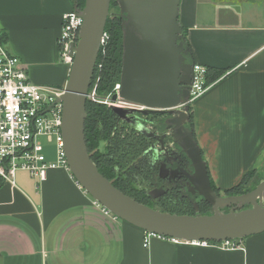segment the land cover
<instances>
[{"label":"crops","instance_id":"0c3cea01","mask_svg":"<svg viewBox=\"0 0 264 264\" xmlns=\"http://www.w3.org/2000/svg\"><path fill=\"white\" fill-rule=\"evenodd\" d=\"M188 58L205 67L203 95L189 105L192 129L214 186L228 189L264 163V0H179ZM74 0H0V40L30 82L62 91L68 67L57 40ZM54 161V142L47 141ZM49 143H51L49 145ZM39 182L0 178V264H264V233L219 250L152 238L105 216L66 168Z\"/></svg>","mask_w":264,"mask_h":264},{"label":"water","instance_id":"95a60500","mask_svg":"<svg viewBox=\"0 0 264 264\" xmlns=\"http://www.w3.org/2000/svg\"><path fill=\"white\" fill-rule=\"evenodd\" d=\"M111 1L117 3L124 22L119 91L110 97V102L115 104L120 99L142 108L111 106V111L122 120L134 112H165L170 116L166 126L175 130L171 137L191 162L189 185L210 204L208 215L163 213L135 202L104 178L90 160L83 133L85 103ZM83 4L82 9H74L83 18V24L78 42L71 49L73 64L62 96L54 102L62 105V148L76 183L119 220L164 238L223 242L264 233V180L246 194L219 197L210 186L209 172L193 132L185 126L190 122L186 103L195 63L188 58L178 22L180 1L84 0ZM228 208L231 209L225 211Z\"/></svg>","mask_w":264,"mask_h":264},{"label":"built area","instance_id":"2783aa9c","mask_svg":"<svg viewBox=\"0 0 264 264\" xmlns=\"http://www.w3.org/2000/svg\"><path fill=\"white\" fill-rule=\"evenodd\" d=\"M62 23L60 36L57 40L60 61L70 69L73 64L74 47L78 42L79 29L83 24V18L78 11L65 13L61 17ZM106 33L100 41L102 46ZM193 75L190 82V91L186 106L204 94L209 87L206 83V68L199 65L193 66ZM119 84L113 87L112 93L103 101H97L96 89L93 88L87 99L93 102L121 107L124 109H142L122 100L115 104L110 102V97L119 91ZM63 90L58 91L50 87H41L32 84L27 77L19 59L11 55L0 40V178L14 186V175L17 171H25L33 179L42 182L46 179V173L52 168H66L64 150L62 148L61 111L62 105L54 103L62 96ZM86 99V100H87ZM45 138L48 142H54L55 159L48 161L45 148L39 139ZM92 204L97 206L103 215L118 219L95 200ZM264 205V200H262ZM156 238L169 240L175 244H188L204 248L214 247L219 250H237L240 248L239 240H223V242H185L173 238H164L155 233L144 232L143 245Z\"/></svg>","mask_w":264,"mask_h":264},{"label":"trees","instance_id":"16d2710c","mask_svg":"<svg viewBox=\"0 0 264 264\" xmlns=\"http://www.w3.org/2000/svg\"><path fill=\"white\" fill-rule=\"evenodd\" d=\"M76 6L82 9L84 0H74ZM116 7V3L110 2ZM113 19H108L104 28L109 34L108 40L102 52L97 55L96 66L100 64L96 95L98 98H105L112 93L113 87L119 82L122 56V25L124 17L116 10ZM184 37V33H183ZM187 47V45H186ZM96 70V69H95ZM206 83L217 79L208 77L206 70ZM94 78V76H93ZM95 79V78H94ZM208 79V81H207ZM95 81V80H94ZM93 84V83H92ZM86 119L84 123L85 145L90 160L94 162L98 172L111 184L135 202H140L149 208L160 212H168L175 215H193L192 203L185 195L165 196L161 199H153L150 196L152 190L149 183L154 180V170L143 155L144 145L141 138L132 139L124 125H119V119L111 111V108L97 102L86 101ZM190 115V128L192 129V115ZM193 132V129H192ZM210 179V176H209ZM256 170L246 173L236 184L224 189L225 195H241L253 190L261 181ZM210 186L219 195L221 190L217 189L210 179ZM220 196V195H219ZM201 214L210 211V204L200 201Z\"/></svg>","mask_w":264,"mask_h":264},{"label":"flooded vegetation","instance_id":"af4514ba","mask_svg":"<svg viewBox=\"0 0 264 264\" xmlns=\"http://www.w3.org/2000/svg\"><path fill=\"white\" fill-rule=\"evenodd\" d=\"M135 113L137 112L127 114V119H119L118 123L126 127L132 139L142 136L141 142L145 148L143 155L147 156L146 159L150 161L155 173L154 180L149 183L152 188L150 196L153 199H161L169 194L174 197L180 194L195 200L199 196L194 187L189 185V175L193 173L191 162L171 137L175 130L166 126V120L170 116L165 112H151L148 115ZM185 126L192 130L190 122ZM141 130L146 132L145 135Z\"/></svg>","mask_w":264,"mask_h":264},{"label":"rangeland","instance_id":"374dc122","mask_svg":"<svg viewBox=\"0 0 264 264\" xmlns=\"http://www.w3.org/2000/svg\"><path fill=\"white\" fill-rule=\"evenodd\" d=\"M116 5H117V3H116ZM116 10H118V12H119V7H118V5L116 6V7H114V5H111L110 4V7H109V11H108V16H107V18L108 19H110V20H112L113 18V16L115 15V12H116ZM119 14H120V12H119ZM107 19V20H108ZM106 25V24H105ZM105 28V27H104ZM103 32H105L106 33V37H105V39H104V41H103V44H102V46L100 47V50H99V53L101 52V53H103L102 52V50H103V48L105 47V44H106V42H107V40H108V37H109V34H108V32L107 31H103ZM123 35V34H122ZM98 53V54H99ZM100 64H101V61L99 62V64L96 66L95 65V67H94V70H93V76H94V78H93V76H92V79H91V82H90V85H89V88H88V94H89V92H91V91H93L92 89L93 88H97V82H98V75H97V73L99 72V69H100ZM96 69V70H95ZM95 80V81H94ZM93 83V84H92ZM119 83V82H118ZM117 83V84H118ZM103 100H105V98H102V99H100V98H98V100L97 101H103ZM86 101H89L88 99L86 100ZM99 104H101V103H99ZM102 105H104V104H102ZM106 105V104H105ZM104 105V106H105ZM107 106V105H106ZM186 112H187V114H189V106H186ZM135 115H137V113H135ZM147 131V130H146ZM39 141L44 145V146H46L47 145V142H46V139L45 138H41V139H39ZM51 143H49V145H50ZM170 148H172V146L170 145L169 146ZM258 175L262 178L261 179V181L262 180H264V163H262V166L260 167V169H259V171H258ZM219 195H220V197H222L223 195H225L224 194V192H223V190H221V192L219 193ZM200 201H202V198L199 196V197H197L195 200H193V203H192V209H193V215H191V216H194L195 214H199V215H204V214H201V210H200ZM204 201V200H203ZM205 202V201H204ZM209 204V203H208ZM230 209H225V211H229ZM210 211H211V208H210ZM210 211H208V213H206L205 215H208L209 213H210Z\"/></svg>","mask_w":264,"mask_h":264},{"label":"bare ground","instance_id":"6f19581e","mask_svg":"<svg viewBox=\"0 0 264 264\" xmlns=\"http://www.w3.org/2000/svg\"><path fill=\"white\" fill-rule=\"evenodd\" d=\"M261 200H264V194H262V196H261Z\"/></svg>","mask_w":264,"mask_h":264}]
</instances>
